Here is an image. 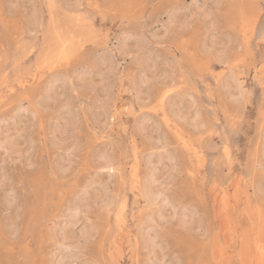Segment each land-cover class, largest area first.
Returning a JSON list of instances; mask_svg holds the SVG:
<instances>
[{"label": "rangeland", "instance_id": "374dc122", "mask_svg": "<svg viewBox=\"0 0 264 264\" xmlns=\"http://www.w3.org/2000/svg\"><path fill=\"white\" fill-rule=\"evenodd\" d=\"M0 123V264L264 256V0H0Z\"/></svg>", "mask_w": 264, "mask_h": 264}, {"label": "bare ground", "instance_id": "6f19581e", "mask_svg": "<svg viewBox=\"0 0 264 264\" xmlns=\"http://www.w3.org/2000/svg\"><path fill=\"white\" fill-rule=\"evenodd\" d=\"M60 4V3H59ZM73 5V4H72ZM62 6V5H61ZM72 7V6H71ZM74 8V7H73ZM69 9H71V8H69ZM55 14V13H54ZM83 19V18H82ZM72 21V20H71ZM170 24V23H169ZM73 25V24H72ZM78 28V27H77ZM80 29V28H79ZM54 34V33H53ZM61 39V38H60ZM20 72V71H19ZM225 82V81H224ZM225 85V84H224ZM49 89V88H48ZM46 90V89H45ZM168 90V89H167ZM166 96V95H165ZM148 101V100H147ZM160 101V100H159ZM162 101H160V103H161ZM161 108H162V106H161ZM163 110H164V108H163ZM165 111H166V109H165ZM167 114V113H166ZM116 118V117H115ZM168 118V117H167ZM2 123H3V121H2ZM175 123V122H174ZM176 124V123H175ZM2 124L0 123V126H1ZM70 150V149H69ZM13 153H15L16 151L15 150H13L12 151ZM27 153V152H26ZM105 154V153H104ZM154 153H152V155H153ZM106 155V154H105ZM107 157V156H106ZM105 158V157H104ZM108 158V157H107ZM110 158H112V157H110ZM102 160H104V159H102ZM114 161V160H113ZM201 161H202V159H201ZM107 162V161H106ZM112 162V161H111ZM149 162H150V160H149ZM104 163V162H103ZM109 163V162H108ZM112 166H113V162H112V164H111ZM116 165V164H115ZM105 167H106V165H105ZM61 168V167H60ZM109 168H111V167H109ZM113 168V167H112ZM136 172V171H135ZM3 179V178H2ZM135 181H137V180H135ZM134 181V182H135ZM147 182V181H146ZM158 182H157V180L155 179V176H151V178L149 179V183L147 184V186H146V192H147V195H148V197L149 198H151V201L153 200V201H156V200H158L159 202L161 201L162 203H163V206H171L172 208H173V217L174 218H176L177 216L180 218V221L182 222V224H184V225H187V224H189V221L192 219V213H189L187 210H185V209H182V210H180L181 212H179V211H177L176 210V208H174V205H173V202H171L170 201V199H169V197L166 195V193L165 192H160V191H158V192H155L154 191V185L153 184H157ZM239 185V184H238ZM158 186V185H157ZM139 187H140V185H139ZM158 190V189H157ZM161 190V189H160ZM11 192V191H10ZM225 193L224 194H227V195H229L228 193V191H227V193H226V191H224ZM114 193V192H113ZM238 193V192H237ZM223 194V193H222ZM223 196H225V195H223ZM222 196V197H223ZM229 197V196H228ZM148 198V199H149ZM227 198V197H226ZM108 199V198H107ZM107 199H106V201H107ZM230 199V198H229ZM228 199V200H229ZM7 200L8 201H12L13 202V200H14V196L13 197H10V196H8V198H7ZM223 200V199H222ZM226 200V199H225ZM231 200V199H230ZM110 201V200H109ZM112 201V200H111ZM111 201H110V203L109 204H112L111 203ZM117 200L115 199V201H113V202H116ZM224 201V200H223ZM99 202V201H98ZM102 202V201H101ZM100 202V203H101ZM103 202H105V201H103ZM102 202V204H103V206H105L106 204H107V202H106V204L105 203H103ZM150 202V201H149ZM218 202V201H217ZM225 202V201H224ZM97 203V202H96ZM123 203V202H122ZM157 203V201L155 202V204ZM226 203V202H225ZM229 203V202H228ZM82 204V203H81ZM84 204V203H83ZM82 204V205H83ZM105 204V205H104ZM115 204V203H114ZM223 205H225V204H223ZM230 205V204H229ZM71 206V205H70ZM84 206V205H83ZM83 206H81V205H77V206H75V208H74V210L72 211V215L70 216V219H71V221L72 222H74L75 223V221H76V219H77V217H78V215L79 214H81L80 212H81V210H83L82 208H83ZM102 206V207H103ZM108 206V205H107ZM74 207V206H73ZM226 207L227 208H229L228 206H227V204H226ZM88 208V207H87ZM231 209V208H230ZM91 210V209H90ZM147 210V209H146ZM225 210V209H224ZM152 211V210H151ZM230 211V210H229ZM70 212V211H69ZM83 212V211H82ZM87 212V211H86ZM162 212V211H161ZM223 212V211H222ZM156 213V212H155ZM256 213V212H255ZM229 214H231V213H229ZM82 215V214H81ZM144 215V214H143ZM227 214H225L224 216H226ZM145 216V215H144ZM158 216V215H157ZM162 215H159V217H161ZM230 216V215H229ZM86 217V216H85ZM227 218V217H226ZM226 218H224L225 219V222H226ZM84 219H86V218H84ZM154 219V218H153ZM228 219V218H227ZM68 220V219H67ZM89 220H91V219H89ZM144 220V219H143ZM148 220V219H147ZM79 221V220H78ZM78 221H76V223L78 222ZM101 221V220H100ZM103 221V220H102ZM228 221V220H227ZM67 222V221H66ZM154 222H155V220H154ZM71 223V222H70ZM69 223V224H70ZM88 223V222H87ZM227 223V222H226ZM108 224V223H107ZM73 225V224H72ZM71 225V226H72ZM224 225V224H223ZM229 225V224H228ZM228 225H226V226H228ZM69 226V225H68ZM89 226V228L90 229H88L87 227H85L83 230H80L81 231V236L84 238H86V237H88L89 235H90V231H91V228H92V226L90 227V225H88ZM145 226V225H144ZM229 229H230V227H228ZM227 228V229H228ZM94 229H95V226H94ZM102 229V228H101ZM63 230V229H62ZM119 230H120V228H119ZM80 231H79V233H80ZM103 231V230H102ZM228 231V230H227ZM61 232V231H60ZM66 232V231H65ZM99 232V231H98ZM153 232V231H152ZM69 233V232H68ZM102 233V232H101ZM109 233V232H108ZM150 233V232H149ZM260 233V232H259ZM151 234V233H150ZM257 234V233H256ZM262 233H260V235H261ZM264 234V233H263ZM262 234V235H263ZM62 235V234H61ZM105 235V234H104ZM139 235V234H138ZM166 235V234H165ZM226 235H227V233H226ZM259 235V236H260ZM93 236V235H92ZM61 238L63 239V243H65L66 244V246L63 248V258H61V260L59 261V263L58 264H71V263H67V261L69 262V261H72V260H74L75 258H76V255H75V251H78L79 249H80V244H79V241H75V239L74 238H76V237H73V234L72 235H62L61 236ZM80 239V237H77V239ZM84 238V239H85ZM104 238V237H103ZM139 238H141V237H139ZM263 238V237H262ZM78 239V240H79ZM88 239V238H87ZM261 239V238H260ZM256 240V239H255ZM262 240V239H261ZM104 241V240H103ZM243 241V240H242ZM254 240H252V242H253ZM86 242V241H85ZM155 238H152V243L153 244H155ZM251 242V243H252ZM255 242H257V241H255ZM247 243H249V242H247ZM87 244V243H86ZM103 244V243H102ZM250 244V243H249ZM259 244V243H258ZM261 244V246L263 245L262 243H260ZM104 245V244H103ZM251 245V244H250ZM253 245V244H252ZM256 245V244H255ZM120 246V245H119ZM139 247V246H138ZM218 247H220V246H218ZM249 247V246H248ZM248 247L246 248V250L248 251ZM257 247V246H256ZM255 247V248H256ZM259 247V246H258ZM226 249V248H225ZM257 249V248H256ZM260 249V256H257V257H259L258 258V261H256V262H258V264L260 263V262H262L261 264H263V261H261V259H263L262 258V249L261 248H259ZM252 251V250H251ZM223 252V251H222ZM225 252H226V250H225ZM250 252V251H249ZM255 251H253V253H254ZM256 253V252H255ZM254 253V254H255ZM259 253V252H258ZM217 254V253H216ZM226 254V253H225ZM257 254V253H256ZM263 254H264V251H263ZM249 255V254H248ZM248 255H246V256H248ZM220 256V255H219ZM250 256H251V254H250ZM250 256H248V257H250ZM50 257V256H49ZM253 257V255L251 256V258ZM257 257L255 256L254 258L255 259H257ZM264 257V256H263ZM248 258H246V260H247ZM253 259V258H252ZM249 260V259H248ZM254 262V261H253ZM252 263V262H251ZM256 264V263H255Z\"/></svg>", "mask_w": 264, "mask_h": 264}]
</instances>
